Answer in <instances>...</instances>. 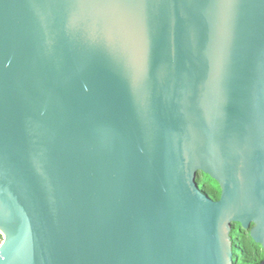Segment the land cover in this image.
<instances>
[{"label":"water","instance_id":"obj_1","mask_svg":"<svg viewBox=\"0 0 264 264\" xmlns=\"http://www.w3.org/2000/svg\"><path fill=\"white\" fill-rule=\"evenodd\" d=\"M234 224L264 251V0H0V264H235Z\"/></svg>","mask_w":264,"mask_h":264},{"label":"trees","instance_id":"obj_2","mask_svg":"<svg viewBox=\"0 0 264 264\" xmlns=\"http://www.w3.org/2000/svg\"><path fill=\"white\" fill-rule=\"evenodd\" d=\"M198 184L201 190L213 200L220 199V187L209 176L200 174ZM231 236L234 243L235 264H260L262 262L264 251L260 245L253 242L248 231H243L240 229L239 224H234Z\"/></svg>","mask_w":264,"mask_h":264},{"label":"built area","instance_id":"obj_3","mask_svg":"<svg viewBox=\"0 0 264 264\" xmlns=\"http://www.w3.org/2000/svg\"><path fill=\"white\" fill-rule=\"evenodd\" d=\"M0 235H1V234H0ZM1 237H2V236H1ZM2 241H3V239L1 238V239H0V245L2 244Z\"/></svg>","mask_w":264,"mask_h":264}]
</instances>
